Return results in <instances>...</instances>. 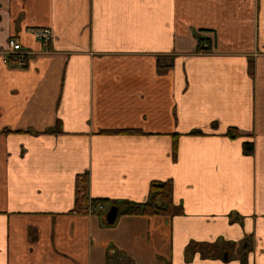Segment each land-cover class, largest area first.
<instances>
[{
	"label": "crops",
	"instance_id": "0c3cea01",
	"mask_svg": "<svg viewBox=\"0 0 264 264\" xmlns=\"http://www.w3.org/2000/svg\"><path fill=\"white\" fill-rule=\"evenodd\" d=\"M0 264H264V0H0Z\"/></svg>",
	"mask_w": 264,
	"mask_h": 264
},
{
	"label": "trees",
	"instance_id": "16d2710c",
	"mask_svg": "<svg viewBox=\"0 0 264 264\" xmlns=\"http://www.w3.org/2000/svg\"><path fill=\"white\" fill-rule=\"evenodd\" d=\"M158 70L166 69L169 67L163 66L158 63ZM117 132V131H114ZM229 138H235L238 136L235 129H229L226 133ZM253 147L251 143L243 144L244 154H251ZM172 182L167 181H153L149 185L148 199L143 203H125L121 207V214L131 215V216H159L172 218L174 216H179L182 214V208L176 206L173 203L172 198ZM102 200H91L88 198L87 192V178L86 176H81L77 179L76 186V197L75 206L73 211L75 213H85L84 209L88 203L95 205L97 203H104Z\"/></svg>",
	"mask_w": 264,
	"mask_h": 264
},
{
	"label": "built area",
	"instance_id": "2783aa9c",
	"mask_svg": "<svg viewBox=\"0 0 264 264\" xmlns=\"http://www.w3.org/2000/svg\"><path fill=\"white\" fill-rule=\"evenodd\" d=\"M33 35L37 40L41 41L43 44H47L52 40V33L50 29L34 30ZM8 44V54L10 58H12V61L19 66H24L26 64L29 52L23 48L21 43L15 37L10 38ZM104 210L105 209L102 204L92 205L91 203H88L84 209L85 213L88 215H95L98 212H102Z\"/></svg>",
	"mask_w": 264,
	"mask_h": 264
},
{
	"label": "water",
	"instance_id": "95a60500",
	"mask_svg": "<svg viewBox=\"0 0 264 264\" xmlns=\"http://www.w3.org/2000/svg\"><path fill=\"white\" fill-rule=\"evenodd\" d=\"M118 208L116 206H112L109 208L106 216L105 221L107 224L111 225L115 222L117 215H118Z\"/></svg>",
	"mask_w": 264,
	"mask_h": 264
}]
</instances>
